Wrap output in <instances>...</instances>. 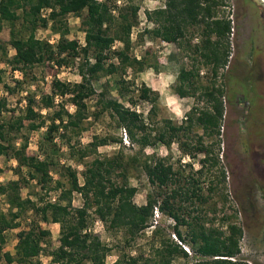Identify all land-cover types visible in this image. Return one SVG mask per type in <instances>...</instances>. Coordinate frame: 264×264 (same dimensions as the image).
<instances>
[{
  "label": "trees",
  "instance_id": "16d2710c",
  "mask_svg": "<svg viewBox=\"0 0 264 264\" xmlns=\"http://www.w3.org/2000/svg\"><path fill=\"white\" fill-rule=\"evenodd\" d=\"M164 2V7L146 13L153 28L146 29L141 37L148 35L153 40L178 44L196 33L200 36L195 46L188 41L186 50L193 48L197 56L190 71L181 70L182 86L177 92L181 97L195 96L200 92L199 99L204 106L193 108L186 123L181 125L170 119L157 120L158 92L146 84L135 89V82L129 78L147 69L159 70L157 62L151 64L145 56L139 59L131 53V36L139 25L140 6L128 4L119 8L115 3L111 5L108 1L98 0H0V32L2 23L15 27L17 22H21L27 32L25 36H18L12 30L7 44L15 52L12 56L6 45L0 42L5 62L13 71H21L26 76L27 70L42 66L45 72L51 73L53 63L62 67L64 63L81 58L78 68L81 81L54 80L51 94H27L22 116H16L17 110L9 109L7 100L0 98V157L16 161L13 170L18 177L0 183V196L5 197L9 207L7 213L0 212V259L7 264H33L41 256L52 235L43 224L60 225L59 247L49 253L54 264H107L111 249L90 231L92 211L107 230L123 232L125 244L130 246L152 227L156 208L175 221L174 236L182 244L171 238H160L153 257L124 256L113 264H174L179 258L186 261L184 264H246L238 258L244 236L242 226L228 222L225 232L221 228H207L205 222L194 223L182 217V202H207L202 189L187 186L184 176L168 159L146 152L147 148L158 145L171 151L176 143L184 154L196 158V154L201 153L205 155L203 163L212 161L216 166L218 158L212 157V150L203 140L204 137L219 139L221 136L226 102L230 99L228 93L234 90L228 80L232 57L230 39L234 27L231 20L220 16L226 0ZM44 10L49 11L47 17L42 14ZM69 16L81 19L84 46L67 38ZM49 26L60 37L56 46L36 36L39 28ZM116 43L122 47L115 49ZM201 66L211 70L212 82L208 86L196 80ZM114 76L119 78L113 83L108 78ZM103 79L106 82L101 83ZM23 83L16 81L19 86ZM97 83H101L100 91L95 87ZM57 97L62 98L59 104ZM95 98L94 121L109 116L117 130H124L133 154L120 151L113 156H101L100 147L122 143L111 136L94 135L90 143L81 144V136L89 130V101ZM239 98L248 101L247 97ZM138 101L151 105L146 117L135 110ZM68 103L75 108L73 112L67 108ZM250 106L255 107L254 99L250 100ZM43 109L49 113L47 117L43 115ZM8 112L12 117L4 121L3 114ZM26 127L31 132L45 128L39 145L43 159L29 153L28 137L19 136ZM194 127L203 131L195 143L190 135ZM57 135L69 149L70 157L84 167L81 173L83 183L77 169L61 165ZM17 139L22 141L20 146L15 142ZM132 170L144 174L151 188L144 206H138L134 201L139 188L129 182ZM3 172L0 164V175ZM53 172L58 175L57 180ZM222 175L225 177L224 173ZM31 182H35L41 191L35 195L36 200L32 196H22V190ZM209 191L215 193L216 189ZM51 192H60L55 202L46 201ZM75 194L83 200L81 207L73 205ZM29 213H33L32 220L27 230L19 232L15 253L2 255L5 233L18 229ZM182 226L187 227L188 238L184 236ZM160 234L161 229L155 227L154 238ZM184 243L191 246L195 258H191L182 247Z\"/></svg>",
  "mask_w": 264,
  "mask_h": 264
},
{
  "label": "rangeland",
  "instance_id": "374dc122",
  "mask_svg": "<svg viewBox=\"0 0 264 264\" xmlns=\"http://www.w3.org/2000/svg\"><path fill=\"white\" fill-rule=\"evenodd\" d=\"M108 1L119 8L128 4L140 6L139 25L132 32V55L136 58L144 56L149 62L159 64L158 72L147 69L134 76L130 75V80L135 82L134 88H140L146 84L159 94L157 120L170 119L176 124H185L187 116L193 108L204 106L199 99L200 92L195 96L181 97L177 90L181 88L182 83L179 79L181 70L188 71L192 69L195 63L196 54L192 50H186L188 41L195 46L200 41V36L196 33L181 40L178 44H170L161 40H153L150 36L144 34L146 29L153 28L148 22L146 13L165 6L164 0H98ZM226 7L220 10V16L231 20L234 27L231 36V66L229 68V82H231L233 91L228 93L229 100L226 102V117L223 122L222 134L219 139L204 137V142L212 150V157L218 158V164L214 166L212 161L203 163L205 158L203 154H196V158L184 154L179 144H174L171 151L164 146L158 145L155 148H147V154H157L159 157L168 159L173 163L177 170L184 176L187 186L200 187L202 194L207 202H182V217L198 223L205 222L208 227L221 228L227 232V223L235 222L242 226L244 236L241 240V255L238 257L246 264H264V6L256 4L253 0H226ZM44 17L49 15L48 10L42 12ZM69 27L70 40H77L80 46L85 44V35L81 27V19L75 16H69L67 19ZM1 24V21H0ZM3 29L0 32V42L4 43L10 56L14 51L7 44L11 39L12 30L18 36H25L27 32L22 27L21 22H17L15 27L8 23H2ZM37 38L48 41L56 46L59 41V35H56L50 26L46 29L39 28L36 33ZM122 44L116 43L114 48H121ZM114 62H117L115 59ZM81 58H76L69 63H64L62 67L52 64L54 71L45 72V68L37 66L34 69L27 70L28 75L23 74L22 79L15 78L12 68L5 62L4 54L0 50V70L2 71V81L0 82V98H5L9 109L17 110L16 116H22L25 109L24 101L27 100V94H51L54 80L63 82L77 83L81 81L78 68ZM227 72V71H225ZM119 77L108 78L109 81H116ZM211 70L203 66L200 67V76L197 82L203 86L211 84ZM16 81H23L22 86L16 84ZM106 82L103 79L101 83ZM101 83L95 87L101 90ZM7 87L13 89L10 92ZM132 88V89H134ZM135 88V89H136ZM134 89V91H135ZM116 95V92H112ZM137 94V93H136ZM247 97L248 101L240 100L238 97ZM254 99L255 107L250 106V100ZM59 97L57 104L61 103ZM96 98L89 101L90 119L87 122L89 130L85 132L80 140L81 144L87 145L93 140L94 135L111 136L116 138L118 143H110L107 146L99 148L101 156H113L117 152L124 151L125 154H133L129 139H126L124 130H117L115 122L107 115L99 121H94L93 113L95 111ZM67 108L73 112L74 107L69 103ZM151 105L147 102L138 101L135 110L144 114L146 117ZM252 109V111H250ZM45 117L48 116L47 110L42 111ZM11 113H4L3 120H9ZM241 123L242 120H246ZM146 124H149L146 119ZM28 125V122H26ZM45 128L39 131H29L27 127L22 130L21 135L28 137L29 153L34 154L41 159L43 156L39 151L40 141L45 134ZM203 131L194 127L191 132L192 141H199ZM185 141V139H184ZM16 144L20 146L21 140L17 139ZM56 143L61 149V165L72 166L79 172L80 182L83 183L81 176L84 167L79 165L69 155V149L64 145V141L57 135ZM91 160V158L89 159ZM0 164L4 172L0 175V183H7L17 180L14 173L17 166L16 161L6 157H0ZM225 174L223 177L222 174ZM55 180L59 177L53 172ZM183 181V183L185 182ZM130 184L139 188L134 201L138 206L146 205L147 194L151 188L147 177L137 171L132 170ZM54 186V184H52ZM215 188V193L209 190ZM41 192L35 182H31L29 187L22 190V196L27 198ZM60 192H51L46 201L57 200ZM44 195V192L41 193ZM5 197L0 196V212H8L9 207L5 203ZM74 207H81L83 200L79 194L74 195ZM33 213L25 221L20 222L18 229L9 230L5 233L6 244L2 255L5 253H15V246L18 242V234L22 230H27L32 220ZM226 218H229L228 220ZM38 218L36 217V220ZM175 221L168 215L163 214L157 208L154 210L152 218V227L143 232L137 240L130 246L125 244L123 232H112L107 230L104 223L91 213L90 231L97 234L101 241L107 245L111 252L107 258V264H113L124 256L138 257L144 256L150 258L154 256L155 249L159 246L160 238L169 239L180 244L178 238L174 236L173 227ZM52 233L50 244L46 245L44 252L33 264H54L49 253L59 247L60 227L59 225H45ZM155 227L161 229V234L154 238L153 231ZM183 234L188 238V229L181 227ZM182 244V243H181ZM180 244V245H181ZM188 248L190 257L195 254L188 243L182 247ZM195 258V257H194ZM184 259L175 260L174 264H184ZM0 264H7L5 260L0 259ZM16 264V263H15ZM84 264H91L86 262Z\"/></svg>",
  "mask_w": 264,
  "mask_h": 264
},
{
  "label": "built area",
  "instance_id": "2783aa9c",
  "mask_svg": "<svg viewBox=\"0 0 264 264\" xmlns=\"http://www.w3.org/2000/svg\"><path fill=\"white\" fill-rule=\"evenodd\" d=\"M13 74L15 75V78H17V79H22L23 78V73L21 71H18V70L17 71H13ZM58 100H59V98L57 97V101ZM24 104L26 106V101H24ZM55 201H56V199H53V202H55ZM180 244H181V242H180ZM184 249L190 253V251L188 250V248L184 247Z\"/></svg>",
  "mask_w": 264,
  "mask_h": 264
},
{
  "label": "water",
  "instance_id": "95a60500",
  "mask_svg": "<svg viewBox=\"0 0 264 264\" xmlns=\"http://www.w3.org/2000/svg\"><path fill=\"white\" fill-rule=\"evenodd\" d=\"M255 3H258L259 5L264 6V0H253Z\"/></svg>",
  "mask_w": 264,
  "mask_h": 264
},
{
  "label": "crops",
  "instance_id": "0c3cea01",
  "mask_svg": "<svg viewBox=\"0 0 264 264\" xmlns=\"http://www.w3.org/2000/svg\"><path fill=\"white\" fill-rule=\"evenodd\" d=\"M162 8V7H161ZM80 196V195H79ZM81 197V196H80ZM74 205V204H73ZM54 225H59V224H54ZM59 227H60V225H59ZM12 264H15V263H12Z\"/></svg>",
  "mask_w": 264,
  "mask_h": 264
},
{
  "label": "flooded vegetation",
  "instance_id": "af4514ba",
  "mask_svg": "<svg viewBox=\"0 0 264 264\" xmlns=\"http://www.w3.org/2000/svg\"><path fill=\"white\" fill-rule=\"evenodd\" d=\"M257 4V3H256Z\"/></svg>",
  "mask_w": 264,
  "mask_h": 264
}]
</instances>
